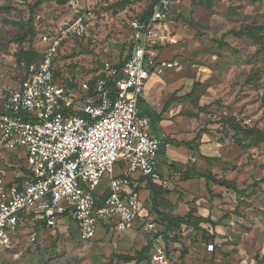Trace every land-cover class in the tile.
<instances>
[{"label": "rangeland", "instance_id": "1", "mask_svg": "<svg viewBox=\"0 0 264 264\" xmlns=\"http://www.w3.org/2000/svg\"><path fill=\"white\" fill-rule=\"evenodd\" d=\"M152 1L0 0V80L16 86L46 50L42 37L84 16L89 19L85 36L64 40L55 59L58 82L81 106L102 68L123 62L130 47L129 24ZM30 18L36 38L19 44ZM245 28L252 35H237ZM156 38L160 59L175 67L147 85L157 81L155 100L161 109L171 104L164 134L172 138L174 151L187 155L179 163L181 172L168 171L159 183L149 184L144 222L127 237L102 231L85 241L69 218L55 229L30 225L22 228L12 249H0V264H124L112 256L134 255L151 238L145 223L160 222L154 200L159 212L183 216L178 207L188 205L207 220L200 226L205 235L193 230L165 240V264H255L264 257V0H177ZM31 50L37 57L29 64L25 54ZM191 92L192 102L177 101ZM17 159L3 161L0 188L24 177L23 160ZM208 174L233 181L238 192L215 185L204 177ZM108 181H102L101 194ZM209 245L214 246L211 252Z\"/></svg>", "mask_w": 264, "mask_h": 264}, {"label": "built area", "instance_id": "2", "mask_svg": "<svg viewBox=\"0 0 264 264\" xmlns=\"http://www.w3.org/2000/svg\"><path fill=\"white\" fill-rule=\"evenodd\" d=\"M176 1L157 0L148 19L131 20L130 47L122 64L102 68L95 95L81 106L58 83L55 59L64 40L85 36L89 19L84 16L42 37L46 50L16 86L0 80V172L3 161L18 158L19 150L25 168L20 182L0 188V249H12L22 228L41 221L55 229L61 219H72L85 241L93 240L102 226L123 234L143 221L137 182L160 181L161 141L149 133L150 121L140 116L139 101L152 77L175 67L160 59L156 32L168 22ZM106 178L107 193L97 207ZM145 224L152 240L151 263L165 264V231L154 220ZM179 234L185 236L186 230Z\"/></svg>", "mask_w": 264, "mask_h": 264}, {"label": "trees", "instance_id": "3", "mask_svg": "<svg viewBox=\"0 0 264 264\" xmlns=\"http://www.w3.org/2000/svg\"><path fill=\"white\" fill-rule=\"evenodd\" d=\"M156 2H157V0H153L151 5L146 10V12L139 19H141V20L148 19L150 14H151L152 8ZM36 34L37 33H36L35 28H34V20H33V18H30L29 30L23 34V36L18 40V43L22 44V43L28 42V43L32 44V42L36 38ZM242 34L252 35V32H251L250 28H245V29L241 30L237 35H242ZM36 57H37V53L34 50H31L29 53L25 54V59L28 61L29 64L33 63L35 61ZM55 77L57 79L56 70H55ZM97 79L98 78H96L95 80H92L90 82V86H89V90H88V97H92L95 95L94 85H95ZM193 92H194V90H193ZM193 92H191L190 94H187L181 98H178L177 101H181V100L188 101V100H190L192 102L193 101L192 100V93ZM170 106H171V104L168 102L165 104L161 113H155V112L150 110V108L147 106L144 99H141L139 101L140 116L143 118L146 117L149 119L151 134L154 135L156 138H158L161 141L160 156L164 154L165 146L171 145L174 143L169 137H166L162 133V130L158 126L159 122L162 120L163 114L168 111ZM205 109H206L205 107L201 108V110H205ZM235 128L239 131H243L245 134L251 133L250 130H242L239 127H235ZM202 133H204V131H200L198 133V135L196 136L195 140L199 139L201 137ZM188 144L189 143H187L186 145H188ZM171 167H173L174 169H177V170H179V168H180V166L178 164H175V163L171 164ZM204 177L207 180L213 182L215 185H219V186L225 187L226 189H230L234 192H238L236 184L233 181H229L226 179L219 180V179H216L215 177H213L212 174L205 175ZM142 180L148 181V184L152 183L150 180H147L145 178H142ZM20 181L21 180H19L18 182H20ZM154 195H155V197H158L161 194L158 192H154ZM103 200H104L103 196L97 197V199H96L97 207H101V205L103 204ZM171 206L173 207V205H171ZM157 208H158V203L156 202V200H154L153 210L155 211V213H157L161 224H163V226L165 228V232H164L165 240H168L170 235H173V234L175 235V238H178V232L181 230V228L183 226L191 227V228H193V230H199L200 231L201 230L200 226L203 223L207 222V220H205L204 218L196 216V210L194 208H186V207L180 208L179 211L183 212V216L182 215H176V216L167 215L165 213L159 212ZM40 225H44V222H42V221L37 222L36 226H40ZM201 231H203V230H201ZM203 234L205 235L206 232L203 231ZM151 249H152V243L149 242L145 247H143L140 251L136 252L133 256H130V255H113L112 257L114 260H117L119 262H124V263L135 262L136 264H140L143 262H147L148 264H150V256L149 255H150ZM263 263H264V257H261V258L257 257L256 258L255 264H263Z\"/></svg>", "mask_w": 264, "mask_h": 264}, {"label": "crops", "instance_id": "4", "mask_svg": "<svg viewBox=\"0 0 264 264\" xmlns=\"http://www.w3.org/2000/svg\"><path fill=\"white\" fill-rule=\"evenodd\" d=\"M152 78H161V77H152ZM151 78V79H152ZM157 86H158V83H157V81H154V82H152V83H150V84H148L147 86H146V89H145V92H144V96H143V99H144V101L146 102V104H147V106L150 108V110L151 111H153V112H155V113H161L162 112V110H163V108L161 109L158 105H157V102H156V100H155V97L156 96H158V88H157ZM171 107V106H170ZM170 107H169V109H170ZM169 109H168V111L166 112V113H164L163 114V117H162V120L159 122V124H158V126L160 127V129L162 130V133L164 134V125H165V122L167 121V119H168V117H169V115H168V112H169ZM165 135V134H164ZM166 137H169V136H167V135H165ZM170 138V137H169ZM171 140H172V138H170ZM173 141V140H172ZM177 149V148H176ZM175 149V146H173L172 144L171 145H167V146H165V152H164V154L163 155H161L160 156V154H159V156H160V162H159V173H160V176L162 177V175H166V173H168V171L170 172H172V171H177V172H181L180 171V168H179V170H177V169H174L173 167H171V164H173V163H175V164H178V165H181V164H179V163H184V160L187 158V155L185 154V153H182V152H177V151H174V150H176ZM179 149V148H178ZM169 150V151H168ZM169 152V153H168ZM162 157V158H161ZM163 157H166V159L167 160H165V161H162V159H163ZM24 154H23V152H19V156H18V159H20V160H23V164H24ZM17 159V160H18ZM161 163H163V166H162V168L160 167V165H161ZM121 168H123V165L121 164V165H119L117 168H116V170H115V175L116 176H118L119 174H120V171H121ZM172 175V174H171ZM160 181H161V178H160ZM160 181H158V182H155V183H159ZM109 183V182H108ZM137 184H138V186H137V190L139 191V193H140V198H141V202H142V204H143V207H144V202H145V199L147 198V194L149 193L148 191H147V188H148V186H149V184H148V181H144V180H142V179H140L138 182H137ZM165 185L167 186V185H169L168 184V182H166L165 183ZM108 186V185H107ZM106 186V187H107ZM106 189V188H105ZM105 189H104V191L102 192V194L100 195V196H103V197H105V195H106V191H105ZM100 192H101V190H100ZM158 193H160V192H158ZM99 196V197H100ZM162 197V196H161ZM166 198H169V197H166ZM170 204H171V202H169ZM171 205H173V207L174 206H176V204H171ZM178 207V206H177ZM182 207H186V208H193V207H190V206H188V205H182V206H180V207H178V209L180 210V208H182ZM195 209V208H194ZM143 210H144V208H143ZM196 210V209H195ZM143 215V214H142ZM144 217V216H143ZM198 217V216H197ZM65 219V218H64ZM153 220V219H152ZM142 222V220H138L137 222H136V224L138 223V222ZM61 222V221H60ZM144 222V221H143ZM155 222V221H154ZM157 223V222H156ZM135 224V225H136ZM158 225H160L162 228H163V230L165 231V228H164V226H163V224H161V222H159V223H157ZM182 229H185L186 230V234H188V233H190L191 231H193V228H191V227H187V226H183L182 228H181V230ZM180 230V231H181ZM102 231H115V229H114V227L113 226H102L101 228H99L98 230H97V234L98 233H100V232H102ZM179 231V232H180ZM195 231V230H194ZM116 232V231H115ZM129 232H131V231H129ZM179 232H178V237H185V236H180V234H179ZM96 234V235H97ZM116 234L117 235H119L117 232H116ZM123 234H127L126 235V237L128 236V232H126V233H123ZM174 235V234H173ZM170 236H172V235H170ZM96 238V237H95ZM181 238H180V240H181ZM168 241V240H167ZM181 241H183V240H181ZM149 242L150 243H152V240H151V238H150V240H149ZM148 242V243H149ZM147 243V244H148ZM165 247H166V243H165ZM171 249L173 250V245H172V247H171ZM140 251V250H139ZM138 252V251H137ZM130 256H133V255H130ZM150 256V255H149ZM167 258H168V256H167ZM116 263H124V262H119V261H117L116 260ZM145 263H147V262H143V263H140V264H145ZM150 263H151V260H150ZM124 264H136L135 262H132V263H124Z\"/></svg>", "mask_w": 264, "mask_h": 264}]
</instances>
